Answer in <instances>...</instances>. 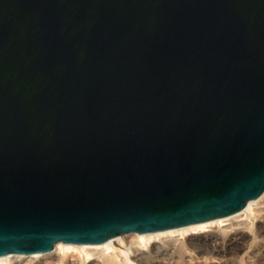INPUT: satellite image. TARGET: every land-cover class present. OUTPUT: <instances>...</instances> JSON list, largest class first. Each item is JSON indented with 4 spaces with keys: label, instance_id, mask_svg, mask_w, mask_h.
Listing matches in <instances>:
<instances>
[{
    "label": "water",
    "instance_id": "water-1",
    "mask_svg": "<svg viewBox=\"0 0 264 264\" xmlns=\"http://www.w3.org/2000/svg\"><path fill=\"white\" fill-rule=\"evenodd\" d=\"M263 192L264 0H0V255Z\"/></svg>",
    "mask_w": 264,
    "mask_h": 264
},
{
    "label": "bare ground",
    "instance_id": "bare-ground-1",
    "mask_svg": "<svg viewBox=\"0 0 264 264\" xmlns=\"http://www.w3.org/2000/svg\"><path fill=\"white\" fill-rule=\"evenodd\" d=\"M0 264H264V192L226 217L100 243L56 242L48 252L0 255Z\"/></svg>",
    "mask_w": 264,
    "mask_h": 264
}]
</instances>
